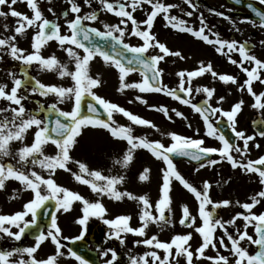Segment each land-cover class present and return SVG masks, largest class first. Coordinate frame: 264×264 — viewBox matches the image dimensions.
<instances>
[{
    "label": "snow or ice",
    "instance_id": "6c2138e0",
    "mask_svg": "<svg viewBox=\"0 0 264 264\" xmlns=\"http://www.w3.org/2000/svg\"><path fill=\"white\" fill-rule=\"evenodd\" d=\"M233 2L240 4L242 0ZM47 3L52 5L53 0H47ZM17 4L25 5L30 14L17 10L14 7ZM65 4L67 7L59 13L54 7H47V12L54 17L49 19L41 7V0H0V18L4 21L9 17L15 19V26L7 22L0 24L3 33H10H0V62L7 56L20 66L19 73L7 70L11 86L0 83V190L6 189L7 182L15 181L19 183L20 189H13L10 199L16 198L20 191L30 190L32 194L23 203L21 210L0 214V239L20 242L29 230H34L32 246L0 248V264H59L60 258L74 259L78 264H90L89 260L62 241L70 240L74 243L83 239L85 226L92 217L108 226L105 243L115 239L121 246H125L127 234L143 237L136 239L134 244L152 250L139 256L129 255L128 264H197L201 261H208L209 264H264V211H255L258 206L264 207V154L255 159L249 158L253 146L261 148L256 141L258 137L264 139V119L253 121V125L262 126L254 134L238 130V116L243 111L245 100L240 98L232 102L226 110L222 105L227 102V97H216L215 87L193 84L196 78L210 74L213 83L219 81L223 85H233L237 92L246 93L253 100L250 107L261 112L264 110V91L257 92L254 86L256 83L264 86V59L253 54L254 46H250L247 41L222 38L209 27L203 12H199L198 28L172 14L173 9L179 8L183 16L193 17L198 11L194 0H183V4L190 9L187 11L180 4L166 0H95L99 7H93L94 0H82V3L79 0H65ZM258 4L264 6V0H258ZM84 7L89 10L84 11ZM247 7L258 18V22L247 17L240 22L264 29V10L252 4ZM138 11L143 12L144 19L136 18L135 13ZM208 11L235 27V21L224 12L214 8ZM102 13L114 15L119 18L118 22H105L101 19ZM158 17H162L165 28L189 34L212 46L215 53L226 57L228 63L236 66L246 78L241 82L237 76L217 72L211 62L201 60L194 69H182L175 73L178 78L175 87L164 83L165 69L160 66L161 63L170 57L182 61L189 57L179 50L170 49L157 39L153 28ZM61 18L63 25L59 22ZM97 23L101 27L93 26ZM29 30L32 31L30 49L22 48L19 46L20 39L29 40ZM133 38L138 43L126 42ZM49 42H55L58 50L66 54L67 62L62 61L55 52L48 56L43 54L42 50ZM259 44L264 46V40L259 41ZM150 49L158 51L150 54ZM233 53L238 54V60L233 58ZM97 58L117 73L118 92L132 89L140 94H162L189 107L202 121L203 136L215 139L219 146H205L204 138H194L175 131L166 133L171 141L167 146L160 140L135 135L133 125L154 129L161 136L165 133L149 119L133 114L93 91L102 84L98 74L95 77L90 74V66ZM34 65L39 71L55 73L60 80L68 79V86L45 84L35 76H30L28 70ZM132 73H138L140 79L129 82ZM34 95L51 97L53 102L37 101L36 108L30 110L24 101ZM201 95L203 99L195 103L196 97ZM86 97L90 102L85 111ZM134 99L150 110L162 113L168 121H173L172 114L188 121V117L175 107L149 105L142 95H136ZM214 99L215 104L212 102ZM66 103L70 105V110L59 107ZM114 113L122 114L131 123L128 126L118 124L113 118ZM225 123L233 134L231 140L222 130L221 125ZM187 127L192 129V123L188 122ZM88 128L105 130L113 141L125 143L121 154L112 158V167L106 170L92 169L71 156L78 138ZM194 134L200 137L199 127L195 128ZM48 145L55 146L54 155L45 154ZM139 149L147 150L152 157L163 163L160 169L162 182L158 199L154 202L147 194L136 195L126 189L122 190L127 183V172ZM176 157L195 162L196 173L226 163L232 170L238 169L244 175L254 174L261 188L247 198L248 202H234L229 198L214 201L210 194L212 183L204 180L199 187L194 185L178 170L174 162ZM69 165H75L77 170L74 171ZM57 170L69 173L76 182L86 185L98 199L89 200L59 185L54 179ZM42 173H47V176ZM137 179L142 183L149 181L150 168L143 167ZM230 179L222 183L227 184ZM173 181H177L195 198L197 210L194 215L187 204H181L178 224L189 231L174 234L169 241H161L156 235L149 237L147 229L151 225L161 231L175 227L177 221L173 209ZM220 184L221 181H217V186ZM104 198L115 202L125 199L135 202L139 226H131L132 216L128 214L106 218L108 209L102 202ZM75 202L82 206V215L74 221L81 226L80 234L75 237L63 236L58 214L70 213ZM231 207L243 211H237L229 219L218 216L217 210ZM41 214L47 221L45 225L38 223ZM238 221H242V225ZM13 228L17 231H13ZM250 228L254 234L249 233ZM195 234H198L199 241L198 246L193 247L191 242ZM46 241L55 246L54 252L46 258H38V250ZM253 246L254 252L251 251ZM62 249H66V253ZM208 249L214 250L215 255H207ZM96 250L103 258V264H117L118 253L114 248L98 247ZM156 250H162L163 255ZM221 250L228 255L222 254Z\"/></svg>",
    "mask_w": 264,
    "mask_h": 264
},
{
    "label": "flooded vegetation",
    "instance_id": "af4514ba",
    "mask_svg": "<svg viewBox=\"0 0 264 264\" xmlns=\"http://www.w3.org/2000/svg\"><path fill=\"white\" fill-rule=\"evenodd\" d=\"M79 2L82 3V0H79ZM166 2L169 3H176L180 4L186 11L190 10L187 8V5L183 4V0H166ZM194 3L198 5V11L194 13L193 17H186L183 16V14L180 12V9H173L172 14L180 16L182 19H185L188 21V24L194 27H199V21L198 16L199 12H203L204 16L209 24V27H212V30L215 32H218L220 36L224 39H235L240 42L247 41L250 46H254L252 48L253 54H255L258 58L264 59V46L259 44V41L264 40V29H261L259 27H253L251 23H241L240 20L242 18L247 17L249 20H256L258 22V18L254 16V14L249 10L247 7L248 4H252L254 7L261 8L264 10V6H261L258 4V0H242L240 4H236L233 2V0H194ZM52 6L55 8L56 12H61L64 8L67 7L65 4V0H53V4L49 5L47 3V0H41V7L44 11V14L49 19H54L50 13L47 12V7ZM14 7L17 8V10L24 12L26 14H30L29 10L26 8L23 4H17ZM93 7H99L98 5L94 4ZM209 8H214L217 11H222L225 13V15L229 16L232 21H235V27H233V24L230 23L227 20H224L221 17H217L210 13L208 11ZM231 9V11H229ZM89 9L87 7H84V11H88ZM4 11H7V8H4ZM136 18L138 20L144 19V14L142 11H138L135 13ZM71 18V16L69 17ZM101 19L108 23H116L118 22L117 17H115L112 14L108 13H102ZM7 22L10 26H15V19L12 17H9L7 21H4L3 18H0V24ZM61 25H63V19L61 18L60 21ZM164 21L162 17H158L157 20L154 22V28L153 31L155 35L157 36V39L161 42L165 43L167 47H169L172 50H179L181 53L189 57V59L186 60H179L178 58H167L166 62L161 63V67L165 69V75L163 77L164 83L168 84L170 87H175L178 83V78L175 76V73L182 69H188L192 70L195 67L198 66V62L203 60L206 63L211 62L214 66V69L217 72L220 73H227L237 76V78L242 82L246 77L243 73L239 71V69L228 63L227 58L218 55L215 53L214 48L212 46L206 45L202 41H199L192 37L189 34H182L178 33L175 30L165 28L164 27ZM96 27H101L99 23L93 25ZM239 29V31H236V29ZM66 31V29H63ZM0 33H3V28L0 27ZM5 35L10 33H3ZM32 35V31L29 30L28 36L29 40L20 39L19 46L22 48H28L30 49V37ZM132 44L138 43V41L133 38L129 41H126ZM155 51L158 50H151L150 54H155ZM43 54L45 56L50 55L51 53L55 52L56 55L64 62H67L66 54L63 52H60L58 50V47L55 42H49L48 46H46L42 50ZM234 59H239L238 54L233 53ZM19 64L18 62L11 61L7 56L4 57L3 62H0V83H8L9 86H11V81L7 77V70L12 69L19 73ZM30 76H35L37 79H39L41 82L45 84H64L65 86H68L69 80H60L57 78L55 73H50L46 71H39L38 68L34 65L31 69L28 70ZM90 74L94 77L98 74L102 79V84L100 87L94 89L93 91L96 92V94L110 100L111 102L117 103L119 106L124 107L126 110L132 112L133 114L141 116L136 111L130 110L129 100H132L133 103H138V101H135L134 97L136 95H142L144 99L151 103H155L157 106L163 104V103H179L177 101H173L170 97H165L162 94H154V93H148V94H140L136 90L128 89L125 90V92L121 93L117 91V88L119 86L118 84V77L117 73L114 69L109 68L104 65L103 61L97 58L96 61L92 62L90 66ZM140 79L138 73H132L128 80L129 82L138 81ZM194 86H200V85H208L211 87L216 88V97L220 95H225L227 97V102H225L222 106L227 110L232 102H235L236 100L243 98L245 100V105L243 107L242 113L238 116V130H243L247 134L251 135L254 134L258 128L262 127L260 125H253L254 120H260L264 119V115H262L261 112H258L255 109H252L250 105L253 103V100L251 97H249L246 93H239L236 90V86L233 85H223L221 82L216 81L215 83L212 82V77L210 74H205L203 77L196 78L193 82ZM255 90L257 92L264 91V86H261L259 83L255 84ZM228 93H231L229 95ZM27 94V93H25ZM203 99V96H197L194 100L195 103L201 101ZM47 100L48 103L53 102V98H42L38 95L31 96L29 100L24 101L25 106L33 110L37 106V101H40L41 103H44V101ZM90 102L89 98H85L84 101V110H87V103ZM213 104H215V99L212 101ZM2 103V102H0ZM185 106V105H184ZM63 110H70V105L68 103L64 105H60ZM183 109H186V116H188L190 113L193 114L192 110L185 106ZM182 109V110H183ZM181 110V111H182ZM183 112V111H182ZM184 113V112H183ZM42 115V114H41ZM163 114L158 113L155 111V121L157 127L161 130V132L165 133L164 136H166V133L169 131H176V123H178L177 120H173L171 125H173L172 128H169L168 130L164 129V123H163ZM113 118L116 120L118 119H124L127 125L121 124L124 126H128L131 122L127 120L126 117H124L120 113H114ZM120 124L119 122H117ZM187 127V122L185 124ZM134 128V134L135 135H144V128L142 126L133 125ZM194 128L189 129L187 128L185 132L180 131L181 133L186 136H193L194 138H204L205 139V146H219V142L216 141L213 138L204 137L203 136V130H201L200 137H195L194 134ZM225 130L227 128L225 127ZM230 130V129H229ZM230 137L229 139H232V132L230 130ZM98 135H102L105 137H110L109 134L105 130L101 129H92L88 128L86 129L82 135L78 138V142L71 151V156L75 160H80L81 162H84L89 165L92 169H108L112 167V158L117 157L121 154V150H115L111 147L107 146H99L100 143L96 141V138ZM164 136H161L160 133L156 132L155 134V140H160L163 143ZM111 138V137H110ZM31 139V136H29V141ZM169 142L170 139H168ZM96 141V142H95ZM260 145V149H256L254 146L252 147L251 153L249 158L255 159L258 158L259 155L264 154V139L257 138V141ZM242 143V142H241ZM169 144L166 143L165 146ZM104 147L106 149H104ZM107 151V161L103 166L102 164L99 165V160L97 162L95 156L101 157L102 155L105 156L104 152ZM145 149H139L136 152L135 155V161L131 168L127 172V177L129 179H134L135 181H138L137 176L138 172L142 170L143 167H145ZM45 154L48 155H54L55 154V146L54 145H48L45 149ZM213 158H218L216 156H213ZM155 159V158H154ZM158 164H156V167L159 169V176H160V183L161 180V173L160 169L162 168V161H157ZM174 162L177 165V168L179 164H184V166L187 168V171L183 172L181 171L182 175H185L190 182H192L196 186H200L204 180H208L212 183V189H211V197L214 201L222 200L225 198L232 199L234 202L235 200H240L241 202H248L247 198L254 194V192L259 191L261 186L258 183V178L253 174L251 176L242 174L238 169L232 170L230 165L224 163L221 165H217L215 167L211 168H204L201 169L199 173H196L194 171L195 168V162H189L186 160H174ZM73 168L74 171L77 170L75 165H69ZM102 166V167H101ZM39 171V169H37ZM179 170V169H178ZM59 175L62 177V184L64 187H68L70 190L75 191L83 195L85 198L94 201V194L91 193V190L86 185H81L78 182H76L69 173L64 172L63 170H59ZM43 175L47 176V173H42ZM230 179V182L227 184L222 183L223 180ZM195 180V182H194ZM217 181H221L220 186H217ZM176 183L177 181H173V183ZM198 183V184H197ZM13 189H20V185L18 182L15 181H9L7 182V186L5 190H0V214H12L15 211L21 210L23 203L27 202L31 198V192L29 191H20L19 194L14 199H10L11 196H13ZM136 195H142L143 193L137 192L134 193ZM188 195L189 198H186L188 201V206L192 213L195 215L197 210V203L195 201V198L188 192L186 193H180L172 191L173 196V209L174 212L177 213L179 206H178V199H180V195ZM158 199V198H157ZM185 199V198H183ZM127 200V199H125ZM124 200V202H125ZM130 202V201H129ZM81 205L79 202H75L73 205V210L70 213H59L58 214V222L60 224V227L62 228V233L64 232H74L75 234H72L69 237H75L80 234L81 226L75 224V219L78 218L80 215H82L80 209ZM49 209H51V203L49 204ZM219 213L225 212L226 215H234L237 211H243L242 209H239L237 207H231L229 209H219L217 210ZM255 211H264V207L258 206ZM30 219V217H28ZM227 219V218H224ZM176 220V217H175ZM38 223L40 225H45L47 221L45 220L43 214L40 215ZM239 225H242V221H238ZM7 226V225H6ZM108 229V228H107ZM104 229V230H107ZM13 231H17V229L13 228ZM85 236L83 239L79 240V243L83 245V247H86L87 249L94 252L97 262L103 264V258L100 257L99 253L97 252V248L100 249H106L108 247L114 248L118 253V262L117 264H128V256L129 255H142L145 251L152 250L148 249L143 245H135L134 241L136 239H143L142 237H134L132 234H127L126 236V245L121 246L119 242L115 239L108 240L107 243H105L106 236L102 234L104 231L103 229L99 228V223L95 217H92L89 219L88 224L85 226ZM189 231V229H185L181 227L178 223H176L174 228L171 229H165L161 231L158 227L154 231L155 235L160 239L161 241H169L171 236L178 233H186ZM250 234H254L253 229H249ZM33 234L34 230H29L26 235L22 238L20 242L12 241L11 239L4 238L0 239V248L3 249H11L12 247H23V246H32L34 244L33 240ZM218 234H220L218 232ZM199 236L198 234L194 235V239L191 242L193 244V247L198 246ZM70 240H63L62 243L66 244L68 246ZM51 242L46 241L44 244H42L41 248L38 250L37 256L38 258H46L47 255L51 254ZM244 246H247L246 244ZM158 251L161 256L163 255L162 250H156ZM251 251H255V247L253 246L251 248ZM222 254L228 255V253L223 252L221 250ZM206 254L209 256L215 255L214 250L208 249L206 250ZM110 258V257H109ZM16 259V258H13ZM75 264H78L74 259H72ZM198 264H209L208 261H201L198 262Z\"/></svg>",
    "mask_w": 264,
    "mask_h": 264
},
{
    "label": "rangeland",
    "instance_id": "374dc122",
    "mask_svg": "<svg viewBox=\"0 0 264 264\" xmlns=\"http://www.w3.org/2000/svg\"><path fill=\"white\" fill-rule=\"evenodd\" d=\"M102 96L105 97V95L102 94ZM148 104L149 105H156L155 103H151L148 101ZM163 105H166L168 106L169 108H172V107H175L177 108L178 110H182L185 106L184 105H181L179 103H163ZM130 110L131 111H136L137 113H139L141 115L142 118H146V119H149L150 121H152L154 124H156V121H155V112L153 110H150L146 105H143V104H140L139 102L138 103H131L130 105ZM184 112V114L186 115V109H183L182 110ZM173 115V120H177L178 123H176L177 127H176V131L181 133L180 131L182 132H185L186 129L188 127L185 126L186 122H191L192 125H193V128H197L199 127L200 130H203V124H202V121L200 120L199 118V115L198 114H195V113H190L187 117H188V121H184V120H181L179 118H176ZM163 118V123H164V129L165 130H168L169 128H172L173 125H171L172 121H168L167 119L164 118V116L162 117ZM117 122H119L120 124H125L127 125V123H124L125 120L124 119H118ZM144 128V135L147 136L150 140H155V134H156V131L154 129H149L145 126H142ZM169 138L167 136H164V140H163V143L166 144V143H170ZM96 141L98 142V144L100 143L99 146H107V147H111L115 150H121L120 152H122L123 148L126 146L125 143H122V142H116V141H113L112 138L110 137H105V136H102V135H98V137L96 138ZM95 141V142H96ZM168 145V144H167ZM166 145V146H167ZM104 149H106L104 147ZM105 156L102 155L101 157H97V155L95 156L97 162L99 160V165H101L102 163V166L105 164V162L107 161V151L104 152ZM102 162V163H101ZM156 164H158L156 162V159H154L153 157L150 156L149 152H145V167H148L150 168V180L147 181V182H139V181H135L134 179H129L127 180V183L123 186L122 190L126 189L128 191H131L134 193H137V192H140V193H143V194H147L151 201H155L157 198H158V192H159V185H160V176H159V169L156 167ZM101 166V167H102ZM106 168V166H103ZM163 167V165H162ZM178 169L179 171H187V168L184 166V164H179L178 166ZM59 170H57V173L56 175L54 176V179L56 180V182L61 185V186H64L62 184V177L59 175ZM161 173V172H160ZM161 176H162V173H161ZM186 179H188L185 175H183ZM195 182V180H194ZM198 184V183H197ZM173 190L175 192H180V193H186L187 191L185 189H183V187L178 183V182H174L173 183ZM185 198V199H183ZM186 198H189V196L186 194L184 196L180 195V199H178V206H179V209L177 211V213H175V217H176V221L178 223V219L181 215V210H180V205L181 204H187L188 205V201ZM98 199V197H96L94 195V200ZM104 205L106 206V208L108 209V216L106 218H113L115 215H118V214H128V215H131L132 216V220L130 221V224L131 226L133 227H137L139 226V222H138V217H137V213H138V209H137V206H136V203L133 202V201H130L129 200H125L122 201V202H115V201H111V200H108L107 198H104L103 201ZM218 216L219 217H223V218H231L232 215H226L225 212H221L219 213L218 212ZM98 223H99V228L100 229H107L108 226L105 225L100 219L96 218ZM157 229V227L155 225H151L148 229H147V235L150 237L151 235H155L154 231ZM109 229L107 230H104L102 232L103 235H107ZM72 234H75L74 232H64L62 233L63 236H71ZM143 238V237H142ZM54 245L51 246V254L54 252ZM62 251H65L66 253V249H62ZM59 264H75L73 262L72 259H65V258H60V262ZM198 264V262H197Z\"/></svg>",
    "mask_w": 264,
    "mask_h": 264
},
{
    "label": "water",
    "instance_id": "95a60500",
    "mask_svg": "<svg viewBox=\"0 0 264 264\" xmlns=\"http://www.w3.org/2000/svg\"><path fill=\"white\" fill-rule=\"evenodd\" d=\"M71 248H73L74 251H77V253L80 254V255H82L85 259L89 260V262L91 264H96V261L94 259V255L91 254L90 252H87L84 249L79 250L78 248L72 247V246H71Z\"/></svg>",
    "mask_w": 264,
    "mask_h": 264
}]
</instances>
